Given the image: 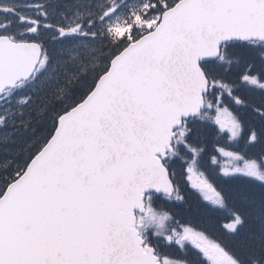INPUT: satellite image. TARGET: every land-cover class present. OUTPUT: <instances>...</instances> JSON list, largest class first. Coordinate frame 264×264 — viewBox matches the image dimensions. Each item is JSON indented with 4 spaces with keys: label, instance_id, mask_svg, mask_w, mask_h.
I'll return each instance as SVG.
<instances>
[{
    "label": "snow or ice",
    "instance_id": "1",
    "mask_svg": "<svg viewBox=\"0 0 264 264\" xmlns=\"http://www.w3.org/2000/svg\"><path fill=\"white\" fill-rule=\"evenodd\" d=\"M0 264H264V0H0Z\"/></svg>",
    "mask_w": 264,
    "mask_h": 264
},
{
    "label": "trees",
    "instance_id": "2",
    "mask_svg": "<svg viewBox=\"0 0 264 264\" xmlns=\"http://www.w3.org/2000/svg\"><path fill=\"white\" fill-rule=\"evenodd\" d=\"M159 205H160V202H159V201H157V206L159 207Z\"/></svg>",
    "mask_w": 264,
    "mask_h": 264
}]
</instances>
